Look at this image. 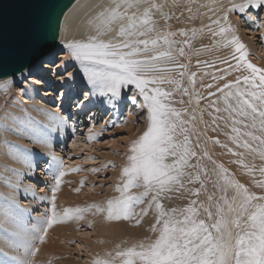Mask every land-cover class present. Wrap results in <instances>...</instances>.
<instances>
[{
  "label": "bare ground",
  "instance_id": "obj_1",
  "mask_svg": "<svg viewBox=\"0 0 264 264\" xmlns=\"http://www.w3.org/2000/svg\"><path fill=\"white\" fill-rule=\"evenodd\" d=\"M155 2L164 5L163 12L168 17V19H164L160 13H155L157 30L176 33L174 37H171L178 42L172 45L173 53L178 56V62L185 65L184 75L175 78L181 80L182 84L180 93L181 99L185 103L181 104V108L188 109L184 115L189 114L196 117V120L192 122L194 125L191 134L192 143L200 157L199 163L208 169L211 176L210 180L205 181L207 191H202L198 198L189 197L185 193L183 198L173 197L171 200H165V207L169 205L167 202L171 203V207H183L189 199L205 200L207 203V195L211 193H215V196L219 197L220 191L213 187V181L216 179L213 169L217 165H223L225 169L229 170L227 174L232 179L246 185L250 191H259L260 188L255 185L254 181L262 179L259 175V168L264 166H260L264 161L260 160L258 156L254 158L250 154L245 155V163L253 169L251 175L241 164L236 163L241 157L233 153L244 150L238 148L230 139L232 135L231 121L226 122V119H219L221 116L227 118V113L223 111L226 106L224 103L225 91H235L234 88L224 90L223 86L232 84L241 78L240 87H245L242 77L249 75L250 70L246 69L243 61L240 62L239 70H236L240 54L235 51V46L224 47L220 43L221 37L213 36L212 31H209V28L213 31L218 30L219 26L213 24L212 21L219 19L221 23H224L222 18L224 12L228 10L227 23L232 25L234 34L237 36L238 26L230 14L229 8L233 4H239L241 0H155ZM112 5L113 0H76L65 14L56 47L47 55L40 57L33 65L0 81L4 85H2L4 87L2 89L6 90L4 92L0 89V105L2 106L0 109V264H92L95 258L103 257L100 252L105 251L111 239L117 237L119 245L123 244L119 237L124 240V226L127 220L136 223V220L140 219L144 224L148 222V225L154 223V212L151 210L143 217L133 216L127 220H107L105 213H97L95 208H91L83 213V219L73 218L56 223L48 229L42 242L36 239L43 226L44 217L51 214L53 203L55 211L62 214L67 208H83L93 204L104 205L108 199L119 195L115 191L116 185L113 189H102V185L96 186L95 180L96 176L104 177L105 173L109 172L112 174L113 183H115L117 171H120L123 166H121L122 158L126 156L123 155L124 157L120 156L116 159L117 156L110 158L112 155L109 153L98 152V141L107 129L105 125H97L98 118L95 115L91 119L92 126L88 123L91 127L87 131L85 130V135L75 130L76 125L73 124L74 122L71 123L69 115H64V106L70 96V89L73 88L71 96H75V103L82 108V113L88 107H91L88 112L97 107L99 115L102 111L110 112L109 117L113 120L106 122V125L112 123L117 129L121 124H125L126 120L131 127L137 126L138 121L146 123V110L142 109L138 99L130 108V112L125 113L127 114L126 120L121 118V121L120 103L122 104V102L120 97L113 98L109 94L101 96L94 85L86 82L88 79L84 72L85 64H82L80 72L66 74L65 79L60 77L61 80H58V85H56L61 86L59 97L54 94L53 90L56 88H50L58 75V73L55 75L50 72L55 65V63L52 64V58L57 55L56 52L63 47L69 49L67 47L69 43L87 41L89 36L95 35L98 13ZM144 6L147 5L141 7ZM181 29L187 32V36L180 35L179 30ZM193 29L196 30L195 37L192 35ZM198 34L203 39L201 43L207 40L209 46L214 44L217 46L200 49L203 45L197 42ZM101 38L104 40L118 39L115 28L111 33ZM186 39L190 41V44H183ZM239 41L245 45L246 60L249 61L246 43L241 37ZM161 46L167 47V45H163V42H161ZM179 47L184 48V56H180L176 52ZM59 53L60 58H65V61L68 59L63 55V51H59ZM222 61H226V63ZM74 62L78 64V61L74 60ZM252 64L264 69V60ZM170 73L171 70L166 75ZM192 73L196 74L193 78L194 85L190 82ZM214 76L215 79H213ZM22 78V81H26L23 83L24 87H15L11 91L12 81H20ZM81 81L86 85L79 93L76 87ZM205 85H211V87H205ZM162 87L171 90L175 88V85L172 87V85L165 84ZM183 88L188 89V95H183ZM209 92L213 95H209ZM174 94L178 96V93L174 92ZM137 95L136 91L134 96ZM56 101H62L61 107L53 105ZM213 102H215V107L212 106ZM216 107L221 111L216 112ZM135 112L139 119L132 117ZM122 113L124 114V112ZM213 119H216V123L212 122ZM77 127L82 128L83 126L79 124ZM89 134L94 135L95 139L89 141ZM72 137L74 140L70 145H73L74 148L70 152L77 156L81 149L87 150V155L83 160L90 164L88 168L84 161L78 163V159L73 160L75 158H68L69 161L65 162L69 166H65L60 147L66 145ZM197 137H199L198 141ZM217 140L219 143H216ZM197 143L198 146H196ZM221 145H227V147ZM228 148H232L233 152H229ZM204 151L208 152L211 159L203 156ZM124 153L126 154V152ZM61 161L66 174L62 177L59 189L55 192L56 199L53 201L51 189L55 186V174ZM108 162L117 163L120 169L114 171L110 169L109 171V166H106ZM196 162V158H193L192 163ZM77 166L79 171H69ZM94 169H98V171H93ZM189 187L199 188L200 184L195 183ZM134 191L139 190L135 189ZM102 192L105 194H101ZM229 193V197H231L232 191ZM146 203L141 205L145 207ZM142 206L135 212L139 213ZM144 219H150V221ZM26 248L38 249V251L34 256L27 255Z\"/></svg>",
  "mask_w": 264,
  "mask_h": 264
},
{
  "label": "snow or ice",
  "instance_id": "obj_2",
  "mask_svg": "<svg viewBox=\"0 0 264 264\" xmlns=\"http://www.w3.org/2000/svg\"><path fill=\"white\" fill-rule=\"evenodd\" d=\"M145 4L147 6L141 7ZM163 7L155 0H113L111 7L98 13L95 35L89 36L87 41L67 45L71 57L85 64L88 82L99 90L101 96L110 94L118 98L122 88L135 86L142 98L141 107L146 110V128L130 142L115 186L119 195L108 199L104 205L67 208L62 214L55 211L53 203L51 214L44 217L36 239L42 242L48 229L56 223L83 219V213L91 208H95L97 213H105L107 220L143 217L151 210L154 212V223L149 229L152 236L126 247L117 245L114 253L97 257L92 264H264V194L252 192L246 185L232 179L223 165L213 169L216 177L213 187L220 191L219 197L211 193L207 195V203L189 199L183 207H165V200L183 198L185 193L198 198L202 191H207L205 181L211 176L208 169L199 163L200 157L191 140L195 115L189 120L184 119L183 114L188 109H177L172 103L173 93L179 92L182 84L181 80L166 73L171 70L169 65L179 68L185 65L175 63L172 45L178 42L171 37L176 33L157 30L155 13L168 19ZM248 7H264V0H244L241 4H233L229 10L243 13ZM227 11L222 18L224 23L219 19L212 21L219 26L218 30L209 28V31L213 36L221 37L220 43L224 47L235 46V51L240 54L236 70L243 61L250 74L242 77L243 88L240 87L241 78L223 86L224 90L234 88L235 91H225L223 111L227 118L221 116L219 119L231 121L230 139L244 150L233 153L241 157L236 163L251 175L253 169L245 163V155L258 156L264 161V69L246 60L245 45L234 34L232 25L227 23ZM114 28L118 39L101 38ZM179 33L187 36L183 29ZM192 35L195 37V29ZM161 42L167 47H162ZM183 44H190V41L186 39ZM176 52L180 56L185 55L183 47L177 48ZM183 75L181 72L180 76ZM195 75L192 73L190 77L193 85ZM165 84L175 85V88L165 89L162 87ZM205 87L210 88L211 85ZM188 94V89L183 88V95ZM209 95L213 94L209 92ZM212 106L215 107V102ZM215 111L220 112L221 109L216 107ZM212 122L216 123V119ZM88 139L91 141L95 136L89 134ZM228 151L233 152V149L228 148ZM203 156L211 159L207 151ZM193 158H196V163H192ZM106 166L115 165L108 162ZM79 170L78 166L69 169ZM259 173L262 179L254 183L264 189V166L259 168ZM65 174L61 161L55 174V186L51 189L53 201ZM195 183L200 187H189ZM230 190L233 193L231 197L228 196ZM145 202L146 206L136 213L135 208ZM140 222V219L136 220L137 224ZM36 251L38 249H25L26 254L32 256Z\"/></svg>",
  "mask_w": 264,
  "mask_h": 264
},
{
  "label": "rangeland",
  "instance_id": "obj_3",
  "mask_svg": "<svg viewBox=\"0 0 264 264\" xmlns=\"http://www.w3.org/2000/svg\"><path fill=\"white\" fill-rule=\"evenodd\" d=\"M243 2H244V0H241V2L239 4H241ZM229 9H231V7ZM230 14L238 26L237 37H239V38L241 37L244 40V42L246 43V47H247L248 53H249L248 54V60L252 63H255V62L257 63L259 61L264 60V7H261V8L248 7V8H246L245 12H243V13L239 12L238 10H230ZM202 41H203L202 37L198 34L197 35V42H199L200 44L203 45L202 47H200V49H209L211 47L217 46V44L209 46V42L207 40H204L205 41L204 43H201ZM197 49H199V47H197ZM69 50L70 49H66L65 47L60 48L56 52L57 55L52 58V60H53L52 64L55 63V65H54V68L50 70V72L52 74H55V75L58 73V75L56 76L57 79L55 78V80H54V82L50 88L51 89H53L54 87L56 88V89L54 88L55 90H53L56 97H59V95L61 93V91H60L61 86H56V85H58L57 84L58 80H61L60 77L61 78L64 77L63 79H65V77L68 74H75L76 72H80V69L82 68L81 62L78 61V64H76L74 62L73 58L70 57V55H69L70 51ZM59 51L64 52L63 55H65V57L68 58L67 59L68 61L67 60L65 61V58L64 59L60 58ZM174 56H175V63L181 64L180 62H178L179 61L178 56L175 54H174ZM57 64H59V65H57ZM169 67H171V73L169 75H171L172 78L175 79V78L181 77L180 73L183 72V68L174 67L173 65H171ZM34 70L36 71L35 68H34ZM32 74H33V72H32ZM2 80H4V79H0V81H2ZM22 80H23V78L20 80L21 82L19 80H13L12 81L13 82L12 88L10 86L11 91L15 87L16 88L17 87L18 88L24 87L23 83L26 81L25 80L22 81ZM83 82H84V80H83ZM83 82L81 81L80 83H78V85L76 87V88H78L79 93H81L83 91L84 86L86 85V84L84 85ZM86 82H88V81H86ZM2 85H3V83L0 82V89L5 92L6 90H3L4 85L3 86ZM172 87H174V85H172ZM44 89H46V87H44ZM136 91L137 90L135 89V86H133V85H129V86L121 89V94L119 96L120 100L122 102V104L120 103V105H121L120 107L122 108V110L120 111V119L122 118V119L126 120V115L130 112V110H131L130 108L135 104V103H133L134 97H136L135 101H137V99H138V103L142 101V98L139 97V94L137 96H134V93ZM72 92H73V88L70 89V93H69L70 96L68 98V101H66V105L64 106V113H65L64 115H69V117L72 120L71 123L74 122L73 124L76 125L75 130L78 133L85 135L88 128H90L92 126L91 119H93L94 115H95L96 118H98V124L97 125H102V126L105 125V127L107 129L105 134L103 133L101 138L98 141V144H99L97 146L98 152H101L103 154L109 153V155H112L110 158L117 156L116 159L120 156L121 157L126 156L128 153L130 142L132 140L136 139L138 137V135L141 134L145 130L146 123L138 121L137 126L131 127L128 125V120H126L127 122L125 124H121L120 126H118L117 129H115L116 127H114L112 123L109 125H106V122L113 120L109 117L111 115L110 112L102 111L101 115H99L97 112V107L95 109L92 108V110L90 112H88V111L90 110L89 108H91V107H88L87 109L83 110L84 113H82L81 112L82 108H80V106H78L79 104L75 103V100H76L75 96H71ZM176 93H178V96L176 94H174L173 95L174 97H172L173 106H175L177 109H179V108L182 109L181 104L179 103V101L182 100L181 99V93H180V91L176 92ZM82 96H83V94H82ZM109 96H110V94H109ZM79 97H81V96L79 95ZM64 100H66V99L64 98ZM62 101H56L53 105H55V107H58V106H60V103ZM184 103H185V101H184ZM1 108H2V106L0 105V109ZM78 110H79V113H78ZM133 110H134V108L132 109V111ZM122 112H124V114ZM72 113H74V114H72ZM125 113H127V114H125ZM136 114L137 113L135 112L132 117L133 118L138 117ZM183 116H184V119H186V120L188 119V117L191 118V116L189 114H187V115L183 114ZM122 119H121V121H122ZM138 119H139V117H138ZM85 120H86V122H85ZM88 123L91 124V126ZM79 124L82 125L83 127L82 128L77 127V125H79ZM139 130H142V131H139ZM73 140H74V138L72 137L66 145H64V146L62 145L60 147V149H61L60 153L62 156H64V162L69 161L68 158H70V159L75 158V159H73L74 161H76L78 159V161H79L78 163H81V161H84L83 159H85L84 157L87 155V150L81 149L83 151H81V150L78 151L80 153L77 154V156H74L73 153L70 152V150L74 148L73 145H70V144H72ZM191 140H192V138H191ZM192 142H193V140H192ZM126 143H128L129 145ZM126 145H127V147H126ZM67 152H68V154H67ZM124 152H126V154ZM125 159H126V157L122 158L121 166L124 165ZM73 160H72V162H74ZM84 164H85L86 168H88L90 166V164L87 161H84ZM114 165H115L114 167L109 166V171H110V169L113 171L118 170L119 166L117 165V163H115ZM262 165H264L263 162H262V164H260V166H262ZM65 166L67 167V166H69V164L66 163ZM83 169H85V168H83ZM117 172H118V175L115 176V179H116L115 183H113V180L111 178L112 174L109 172L105 173L104 177L96 176V180H95L97 182L96 186L102 185V189H108V190L113 189L114 185H116L119 182L117 178L119 177L120 171L118 170ZM228 172H229V170H228ZM259 175H260V173H259ZM105 180H107V181H105ZM134 190L135 189H133V191ZM229 192H228V196L230 194ZM252 192H255L257 194H260V193L264 194V189L260 188L259 191H252ZM103 193L105 194V192H102L101 194H103ZM202 201L204 203H206L205 200H202ZM167 203L169 205H166V207L170 208L171 203H169V202H167ZM140 206H142V205L137 206L138 208H135V211H137L140 208ZM142 208H143V206H142ZM144 220L150 221V219H144ZM147 223L144 224V222L142 220L139 224H137L133 221L131 222L130 220H127L126 224L124 226V234H125L124 240H122L119 237V240L123 241V244L120 246L126 247V246L131 245L133 242L139 241V240H141L145 237H148V236H152L153 234L149 231L151 225H148ZM138 226H139V228H138ZM130 227H131V229H130ZM146 228H148V229L146 230ZM135 231H137V232L135 233ZM143 231H146V232H143ZM86 232H89V231H86ZM140 232H141V234H140ZM142 236H145V237H142ZM117 245H119L117 237L114 239H111L110 244L107 246V248H105V251H101L100 254H102V256L104 257L106 255V253H108V252L114 253L116 251Z\"/></svg>",
  "mask_w": 264,
  "mask_h": 264
},
{
  "label": "water",
  "instance_id": "obj_4",
  "mask_svg": "<svg viewBox=\"0 0 264 264\" xmlns=\"http://www.w3.org/2000/svg\"><path fill=\"white\" fill-rule=\"evenodd\" d=\"M76 0H0V79L47 55Z\"/></svg>",
  "mask_w": 264,
  "mask_h": 264
}]
</instances>
